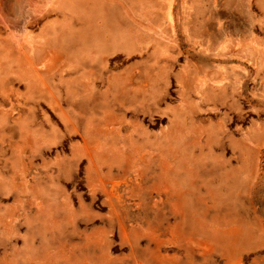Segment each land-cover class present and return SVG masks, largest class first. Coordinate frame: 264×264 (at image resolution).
I'll list each match as a JSON object with an SVG mask.
<instances>
[{"label":"rangeland","instance_id":"obj_1","mask_svg":"<svg viewBox=\"0 0 264 264\" xmlns=\"http://www.w3.org/2000/svg\"><path fill=\"white\" fill-rule=\"evenodd\" d=\"M183 3L83 58L68 0H0V264H264V12L236 51Z\"/></svg>","mask_w":264,"mask_h":264},{"label":"crops","instance_id":"obj_2","mask_svg":"<svg viewBox=\"0 0 264 264\" xmlns=\"http://www.w3.org/2000/svg\"><path fill=\"white\" fill-rule=\"evenodd\" d=\"M171 1L68 0V11L71 12V20H68V56L84 58L90 56L89 51L92 49L105 52L119 44H126V47L130 46L128 43L135 38L136 30L128 16L134 15L141 19L159 16L158 19L161 21L170 22V17L167 16L166 12ZM189 1L191 5H189ZM189 1L185 0L183 3L185 6L183 13L184 32L188 37H194V39L202 37L203 32L199 30L198 25L205 19H226L230 22L232 43L236 42V44H232V47L236 51H246L250 25H252V20L254 23L258 21L259 18L255 20L258 10L264 12V0ZM78 8H83L82 12L84 13L76 12L75 10ZM98 9H104L105 15H101L100 11L97 12ZM219 94L223 95V93ZM211 95L213 97L218 96L213 92ZM176 122L178 124L170 130L169 137L178 136L183 133L181 131H184V128L180 127L184 122L181 119H177ZM234 232L236 235L242 234L237 229Z\"/></svg>","mask_w":264,"mask_h":264},{"label":"bare ground","instance_id":"obj_3","mask_svg":"<svg viewBox=\"0 0 264 264\" xmlns=\"http://www.w3.org/2000/svg\"><path fill=\"white\" fill-rule=\"evenodd\" d=\"M66 3V2H65ZM62 4H64L63 2H62ZM67 8H68V6H66ZM83 8H78V9H76L75 11L76 12H78L79 14H81V13H84V12H82L83 10H82ZM232 10V9H231ZM98 11H100V14L101 15H105V12H104V9H98L97 10V12ZM254 177L253 176H249V179L250 180H252ZM229 236H231V237H235V239H237V240H239V238L237 237V236H240V235H236V234H230ZM215 237L217 238V237H220V239H223L224 238V236H220V235H215Z\"/></svg>","mask_w":264,"mask_h":264}]
</instances>
